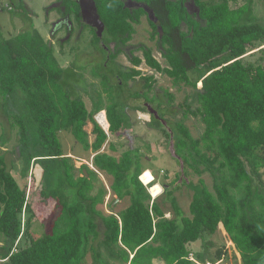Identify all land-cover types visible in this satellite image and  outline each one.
<instances>
[{
	"label": "trees",
	"instance_id": "16d2710c",
	"mask_svg": "<svg viewBox=\"0 0 264 264\" xmlns=\"http://www.w3.org/2000/svg\"><path fill=\"white\" fill-rule=\"evenodd\" d=\"M93 1L104 31L97 36L90 29L91 45L106 61L93 73L100 78V89H91L90 109L81 96L88 90L81 85L78 68H62L50 42L33 26L9 38L0 35V99L21 101L35 132L31 137V127L13 115L19 145L27 151L21 176L26 177L31 163H43L48 181L40 190H34L33 183L19 186L0 155V261L86 264L90 255L93 264H193L188 244L203 234L213 235L219 226L241 264H264V66L243 61L255 44L264 45V25L252 11L254 0L235 8L230 4L239 0H192L195 14L188 11L186 0H145L153 14L152 19L147 16L150 40L155 41L163 65L151 48L140 46L141 57L131 53L130 67L119 66L115 59L147 12L127 8L123 0ZM62 6L80 21L77 3L64 0ZM142 64L166 76L174 87L191 89L178 106L180 120L167 117L174 95L167 89L156 94V80L142 74ZM126 108L148 114L150 124L167 140L175 168L161 170L166 180L162 193L172 218L165 217L148 191L151 183L158 184L156 173L150 171L153 181L148 186L139 179L149 169L143 166L145 154L129 149L116 157L101 151L108 143L107 133L117 136L127 127ZM100 111L107 132L95 120ZM188 117L198 118L203 126L197 138L184 124ZM62 133L90 152L92 170L82 165L80 175H75L61 147ZM108 148L116 151L113 144ZM96 172L111 182L108 190L93 194ZM190 174L198 178L196 182ZM204 174L210 177L211 188ZM181 187L192 193L187 216L174 196ZM107 193L119 201L127 199L128 204L104 213L97 207ZM37 201L52 203L57 210L40 236L32 230ZM97 221L103 226L102 236Z\"/></svg>",
	"mask_w": 264,
	"mask_h": 264
},
{
	"label": "rangeland",
	"instance_id": "374dc122",
	"mask_svg": "<svg viewBox=\"0 0 264 264\" xmlns=\"http://www.w3.org/2000/svg\"><path fill=\"white\" fill-rule=\"evenodd\" d=\"M53 1L54 0H24L27 7L26 9L24 6H17L16 3L8 4V0H1L0 35L3 38H9L33 26L45 40L50 42L54 50V55L62 68L71 66L78 68L79 73L82 75L81 85L88 90V93H82L81 96L87 109H90L91 102L88 96L91 93V89H100V78L93 76V73L99 72L101 68H103L106 59L100 49H94L92 47V36L86 29L79 33L78 28H76L74 34L68 40L66 39V35L62 33L56 35L54 38L50 36L51 23H55L59 18L55 11L49 12L47 17L45 15L46 8L48 11L52 10L51 8L54 6L52 3ZM218 1L219 0H207V3H217ZM243 2L244 0H239L235 4L231 3L230 6L231 8H235L243 4ZM185 5L191 14L196 13L197 10L192 0H186ZM252 11L255 18L264 25V0H254ZM150 33L151 28L148 25V21L146 17H142L140 23L135 26V33L131 41L127 44V47L123 49V53L117 56L115 62L122 67H130L129 57L131 53L133 56L141 57V51H139L138 48L140 46H146L152 49L154 58L163 65V60L160 57L155 41L150 40ZM243 61L250 65L261 64L264 66V45L260 43L255 44L254 47L243 56ZM139 69L143 75L154 76L156 80L154 89L156 94L162 95V90L167 89L174 95V102L171 108L172 114L167 115V117L171 121L180 120L182 118V113L178 106L182 104L184 97L190 94L191 89L183 85L174 87L171 80L166 76L150 70L143 64ZM190 77L194 79L195 76L190 74ZM129 85H131V83H129ZM135 86V89H138L140 83ZM123 96L125 99L126 94L124 93ZM10 101L11 99L8 101H1L0 99V155L4 156L6 165L11 170L19 186L23 187L26 185L29 187V185L33 183L34 190L46 188L48 181L44 178L43 169L40 166L43 163H36L35 165L31 163L30 171L26 177L21 176V171L25 168V161L22 159V156L27 154V151L22 150L19 145L18 127L15 124L13 115H18L17 117H21L24 122L29 125V128L31 127L29 132L31 137L34 136L35 132L32 129L33 121L25 110L22 102H18L16 99ZM125 102L126 100H123V104ZM126 113L128 116L127 127L123 128L117 136H112L107 133L108 143L106 142L101 151L116 157H118L121 152L129 149H138L140 153L145 154L146 158L142 161L143 166L149 168V172L153 171L156 173L157 182L160 186V194L153 198L159 202L165 217L172 218L174 215L171 206L162 193V184H165L166 180L161 170H170L172 172V169L175 168V164L170 159L167 152V140L162 136L160 131L154 129L153 125L150 124V116L148 114L133 111L129 108H126ZM95 120L97 122V115ZM184 124L189 128L194 138L199 137L202 133L203 126L198 118L188 117L184 120ZM103 129L107 132L108 125L106 124V127ZM86 130L90 131L89 125L86 127ZM60 143L62 149L66 152V156L71 159L76 169V176L80 175L78 170L82 165H86L92 170L89 151L85 152L80 146L75 145L72 137L66 133L60 135ZM109 144L115 146V152L109 150ZM189 178L193 182H196L198 179L192 174L189 175ZM202 178L206 185L211 188L210 177L204 174ZM152 181L153 178L149 182ZM110 182V177L96 172L95 189L92 193L95 194L102 188L108 190ZM191 194L192 193L185 187H181L174 193L178 206L186 216L188 215ZM41 203L42 202L37 201L36 213L38 218L34 221L32 226L35 236H40L46 230L47 225L57 213L52 203ZM127 204V199L119 201L107 193L104 197L103 205L97 208L104 213H109L110 208H112L114 212H117L123 209ZM97 228L100 236H102L103 226L99 221H97ZM1 242L2 237L0 236V244ZM188 249L192 254L191 261L193 264H241L239 255L234 249L229 237L222 227L219 226L213 235L203 234L197 241L188 244ZM0 264L4 263L0 261ZM86 264H93L90 255L86 257ZM110 264L120 263L111 261ZM153 264H162V262L154 261Z\"/></svg>",
	"mask_w": 264,
	"mask_h": 264
},
{
	"label": "flooded vegetation",
	"instance_id": "af4514ba",
	"mask_svg": "<svg viewBox=\"0 0 264 264\" xmlns=\"http://www.w3.org/2000/svg\"><path fill=\"white\" fill-rule=\"evenodd\" d=\"M63 1L64 0H54L52 2L53 5H54L53 8H51L52 10L51 11H48L47 8L45 9V15H46V17L48 16L49 12H52V11H55V13H57L58 16H59V18L56 20L55 23H51V33H50V36H52L54 38L56 35L62 33V34H65L66 35V39L68 40L74 34L76 28H78V32L79 33L81 31H83L84 29L88 30L89 32H90V29L93 30L91 27H89L88 25H86L85 23H83L81 17H80V21L77 22L69 14H66V9H65L64 6H62V2ZM123 1H124V5L126 6L128 0H123ZM130 1L132 3H134V4H142V5H144V1L145 0H130ZM0 2H1V0H0ZM14 3H16L17 6H19V7L24 6L27 9L24 0H12V1L11 0H8V4H14ZM185 4H186V2H185ZM144 6H146V5H144ZM132 8H137V6L131 7L130 9H132ZM147 16L148 15L145 16L146 19H147Z\"/></svg>",
	"mask_w": 264,
	"mask_h": 264
},
{
	"label": "water",
	"instance_id": "95a60500",
	"mask_svg": "<svg viewBox=\"0 0 264 264\" xmlns=\"http://www.w3.org/2000/svg\"><path fill=\"white\" fill-rule=\"evenodd\" d=\"M73 1H75L79 6V13L83 23L91 27L97 36H100L104 31V25L100 20L99 15L97 14L94 1L93 0H73ZM134 6L143 8L148 13L149 18L150 19L153 18L152 11L149 10L147 6H144L142 4H134L130 0H128L126 7L131 8Z\"/></svg>",
	"mask_w": 264,
	"mask_h": 264
},
{
	"label": "bare ground",
	"instance_id": "6f19581e",
	"mask_svg": "<svg viewBox=\"0 0 264 264\" xmlns=\"http://www.w3.org/2000/svg\"><path fill=\"white\" fill-rule=\"evenodd\" d=\"M104 112L99 113V115L97 114V122L104 128L106 127V121H105V117L103 115ZM144 172V171H143ZM140 180L141 182H143L144 184H146L148 186V184H150L152 180V176L150 174V172L148 170H146L142 175H140ZM148 191L150 192V194L152 195V197H156L157 195L160 194V186L158 184H154L152 186L151 183V187L148 188Z\"/></svg>",
	"mask_w": 264,
	"mask_h": 264
},
{
	"label": "crops",
	"instance_id": "0c3cea01",
	"mask_svg": "<svg viewBox=\"0 0 264 264\" xmlns=\"http://www.w3.org/2000/svg\"><path fill=\"white\" fill-rule=\"evenodd\" d=\"M105 121H106V119H105ZM107 123V122H106ZM89 125V127H90V130H91V125L90 124H88ZM87 125V126H88ZM105 131V130H104ZM87 132H90V131H87ZM106 132V131H105ZM66 153V152H65ZM109 154V153H108ZM110 155H112V154H110ZM114 156V155H113ZM91 158H92V156H91ZM91 158H90V161H91ZM152 176V175H151ZM152 178H153V176H152ZM223 229V228H222ZM224 230V229H223ZM191 254V253H190ZM192 255V254H191Z\"/></svg>",
	"mask_w": 264,
	"mask_h": 264
},
{
	"label": "built area",
	"instance_id": "2783aa9c",
	"mask_svg": "<svg viewBox=\"0 0 264 264\" xmlns=\"http://www.w3.org/2000/svg\"><path fill=\"white\" fill-rule=\"evenodd\" d=\"M92 168V167H91ZM189 258L191 259L192 258V255L191 254H189Z\"/></svg>",
	"mask_w": 264,
	"mask_h": 264
}]
</instances>
